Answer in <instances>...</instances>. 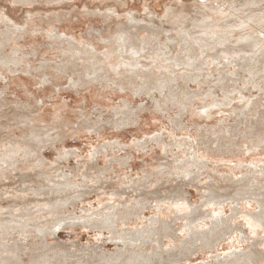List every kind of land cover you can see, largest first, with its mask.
I'll use <instances>...</instances> for the list:
<instances>
[{"label":"rangeland","instance_id":"obj_1","mask_svg":"<svg viewBox=\"0 0 264 264\" xmlns=\"http://www.w3.org/2000/svg\"><path fill=\"white\" fill-rule=\"evenodd\" d=\"M218 10L224 12L217 14ZM3 13L8 19L0 22V58L17 61L8 69L0 65V224L6 228L0 231V240L18 239V228L26 226L24 241L34 243L41 241L35 227L47 228L51 230L48 242L61 245L51 251L68 250V262L84 264L88 257L98 259L93 252L115 255L122 248L114 232L92 225L130 210L134 217L116 223L120 232L127 229L117 234L129 240L144 236L149 226L162 224L168 234L143 240L167 244L170 235L178 237L174 246L179 247L189 238L190 228V232L202 233L211 228V221L245 232L234 231L216 250L198 251L183 264H223L231 252L248 256L256 250L264 255V228L252 235L245 222L247 214L263 215L264 208L250 199L237 202L242 195L256 194L241 186L247 177L255 176L254 186L264 193V176L258 172L264 166V150L247 152L245 147L264 137V94L259 95L243 79L224 84L210 80L204 85L179 78L188 65L199 68L203 63L211 67L212 63L233 62L260 67L264 0H31L25 4L0 0V16ZM130 16L135 20L132 25ZM119 28L131 39H157L144 57L127 59V63L138 68L132 72L152 73L170 82L169 75H176L172 87L163 92L156 87L140 95L122 92L109 85L112 78L107 80V73L101 86L98 82L83 88L72 85L70 78L78 80L82 75L85 79L84 67L92 66L83 54L68 56L67 50L74 47L83 53L92 44L100 54L92 56L99 57L108 46L98 37L113 39ZM78 55L84 59L76 64L73 57ZM259 84H264V78ZM237 91L259 105L260 117L240 116L238 109L244 105L237 102ZM169 92L195 96L170 102ZM228 97L233 112L229 107H212L209 120L201 114L205 104ZM179 102L188 103L189 110L180 119ZM228 144L233 150L223 148L230 152L220 148ZM18 147L31 148L34 155L7 168L2 157ZM194 160L204 166H195ZM188 168L193 173L185 175ZM65 180L70 182L62 184ZM210 197L220 203L204 204ZM193 209L197 214L190 218ZM189 219L194 222L188 228ZM140 246L148 254L159 243ZM262 258L254 263L264 264Z\"/></svg>","mask_w":264,"mask_h":264},{"label":"bare ground","instance_id":"obj_2","mask_svg":"<svg viewBox=\"0 0 264 264\" xmlns=\"http://www.w3.org/2000/svg\"><path fill=\"white\" fill-rule=\"evenodd\" d=\"M30 1L31 0H16L17 3H24V4L28 3ZM59 1H61V0H59ZM222 12H224V10H222V11L218 10L217 14H220V13L222 14ZM112 13L114 14L115 12H112ZM3 18L8 19V17L4 13L2 16H0V22L2 21ZM55 19H57V18H55ZM128 19L131 23L130 25L135 23V20L132 16H130ZM54 31H55V35L53 38L57 37V34H58V32L55 29H54ZM91 35H93V33ZM63 36L66 37L67 35L64 34ZM71 38L73 40L75 39V37H73V36H71ZM98 38H99V40H101L104 43V45L108 46V48L104 47V51L101 54V56H99V57L98 56L97 57L92 56L94 54L100 55V54L96 53L95 46L92 44L89 46L86 45L83 53H81L80 50H78V48L76 49L73 46H72L73 48L71 50H67V52L69 53L68 56H72L71 55L72 52H77L78 54H83L85 56L84 58H87V60H90L89 65L92 66V67H90L91 70H89L90 68L84 67L85 71L87 70V75L85 77L86 81H84L85 79H84V77L82 78L81 74H80L81 76H80V78H78V80H74L73 78H70L71 83L74 87H77V88L82 87L83 88V86H87V85L89 86V84H91L93 82H96V83L98 82V84H99L100 80H102V76L105 73L108 74V75H106L107 80L109 78H112V80H108L111 82L109 84L110 86H111V84H114L118 87L117 89H119L120 91H122V92L130 91L136 95L145 94V93L148 94L149 91L156 89V87L160 88V91L163 92V90H165L166 87H167V89L172 87L171 85L175 83L174 81L177 82V76L176 75H169L170 79L172 80L170 82L167 78H164V77L159 78L156 76H152V73L132 72V71L138 70V68H134V66H132L130 63H127V61H128L127 59L139 58L142 55L144 57V51L146 53L147 50L149 49V47L151 46V44L156 43V42H154V41H157V39L155 37H153V38L147 37V38H143V39H131L128 36L126 30H124L122 28L118 31V33H116L114 35L113 39L109 38V39L105 40L102 36H99ZM135 40H137V41H135ZM69 42H71V41H69ZM67 44H69V43H67ZM261 47H262V44H258V48H261ZM62 51H66V50H62ZM97 51H99V50H97ZM250 55L252 56L251 53H250ZM233 56H234V58H236L235 54H233ZM84 58L81 55H78L77 57H73V60L76 61V64H77V61L81 60V62H82ZM0 59H1L0 60L1 67L3 66V67L8 69L9 65H15L16 66V61H17L16 58L1 57ZM225 60H226V58H225ZM261 60H263V64H260V67H253V66H248L246 64L233 63V62L212 63L211 67H210V65H207L208 63H206V64L203 63L199 66V68H194V67L191 68V66L188 65L186 67V71L179 78L183 82H190V83H194V84H204V85L209 83L210 80H213V82L216 80V82L218 81L219 83L222 82L221 84H224L225 82L227 83L228 80H231V82L232 81L236 82L238 80L241 81L243 79L245 84L251 85L252 90L254 88V90H256L257 93H259V95H260L261 93L264 94V84H259V82H261L262 79L264 78V68H262V66H264V50H262ZM222 62H224V60H222ZM247 62L250 63V61H247ZM76 64L73 65V67H77ZM67 65H69V64H67ZM80 66L82 68V66H84V65L81 64ZM86 66H88V65H86ZM129 66H131V68H132L130 71L127 69V67H129ZM206 70H209L210 72L208 74L204 73ZM65 72H66V70H65ZM160 72H162V70H160ZM160 72L156 71V73H158V74H160ZM78 76H79V74H78ZM246 76H248V77H246ZM43 77L49 78L45 74ZM214 77H216V78H214ZM114 78H116V79H114ZM113 80H114V83H113ZM137 81H139L142 84L145 83L146 86L140 85L139 82L137 83ZM155 81H157L156 86H154ZM44 82H46V81H44ZM228 83H229V81H228ZM100 84H99V86H101ZM126 84H133V85H135V88H128V87H126ZM74 89H76V88H74ZM236 93L239 95V97L237 95V98H238L237 102L244 105L243 109H238L240 116L244 117L245 119L247 118V116L260 117V113L258 111L259 105L256 102H254L252 99L247 98L244 95H242V93H239L238 91ZM193 96H195V95L190 94V93H183V92H179V93L169 92V94L167 95L168 100L170 102H172L174 99L177 100L180 97L183 99H187V98H191ZM228 98L227 99L224 98V99H226L224 101H215L214 100V102L212 104H209V105L205 104L203 106L204 109H203L201 114L204 115L209 120V117H212V116H210L212 107H221V108L229 107L232 109V112H233V109H235L232 106L233 101H230V97H228ZM255 98H257V97H255ZM232 99H235V98H231V100ZM128 104H129V102H128ZM187 104L179 102V105H180L179 108H181V110H180L181 113L178 112L179 119L184 116L183 114H186L189 111ZM158 107L159 106L157 105V108ZM229 108H228V110H229ZM132 109H134V108H132ZM189 109H190V107H189ZM161 110H163V109L161 108ZM165 111H167V110H165ZM220 112H218V113H220ZM187 114H189V113H187ZM181 115H183V116H181ZM134 120H136V119H134ZM27 121L28 120H26L25 123ZM177 123H179V121ZM249 130H250L249 132L253 131L252 128H250ZM224 133H226V132H224ZM225 146H229L231 148L233 147L231 144H228V145L220 146V148H223V147L225 149L228 148ZM235 146H237V145H235ZM245 147H246L247 152L258 151V150H260V152H261V150H264V137L259 138L256 144H253V145L251 144L250 147L249 146H245ZM30 149H21L19 147L13 148V150H11L10 153H8L2 157L3 158L2 163L4 165H7L6 166L7 168H8V165L15 167V166H18L19 164H21L22 162L25 163L26 157H29L32 154L34 155V152L32 151V149L31 150ZM231 150H233V148ZM237 150H239V149H237ZM20 151L22 152V155H21L22 157L20 156V154H21ZM225 151L230 152L228 150H225ZM244 151H245V149H244ZM239 152H240V150L238 151V153ZM245 154H246V152H245ZM19 159L22 160V162L18 161ZM194 164H196L195 166H199V165L204 166L202 164V162L197 163L196 160H194ZM40 165H41V162L39 164H37V166H40ZM43 165H44V163H43ZM190 166H192V165H190ZM104 171H106V170H104ZM192 171H193L192 168H188L187 170H185V175L193 173ZM258 172L260 173L261 176H264V166L262 168H260V170ZM254 180H257L255 176L247 177L244 180L242 179L241 181H243L242 182L243 184L241 186H244L243 187L244 190L247 189L248 191H254L257 194V196H256V194H254V196H252V194H250V196L249 195H242V197L237 198V202L243 201L244 199L248 201V199H250V200L254 201L255 204H257V206H259L260 208L263 209L264 208L263 207L264 193H260L261 191H259V188L258 187L256 188L254 186V184H253ZM131 181H132V179H131ZM69 182H70L69 180H65L64 182H62V184H67ZM60 184H61V182L56 183V185H60ZM238 186H239V184H238ZM261 189H264V186H262ZM238 191H240L239 193L243 192V190H238ZM210 196H212V195H210ZM179 201H183V200H179ZM212 202H215V205H217V203H220V202H216L214 200L212 201V198H211L210 200H208L204 204H210ZM243 204H244V202H243ZM138 205H140V204H137V206H135L133 208H137ZM186 205L189 207V204H187V201H186ZM240 206L242 207V205H240ZM133 208L131 210H133ZM190 212H191L190 218H193L192 214H197L195 209H193ZM213 213H214V211H213ZM119 214L120 213L115 214L114 215L115 218L107 217L106 219H102V220L98 221L96 224H93L92 227L94 229L99 230V231L106 230L109 232H114V234H115L114 236H116V239H119V241H117V240L116 241L121 242V245L117 244V246L122 247V248L119 249L118 251H116L115 255H113L111 253L108 254L106 252H103V253L100 252L97 254L95 252H93V257L97 256L98 259L88 257V260L98 261L102 264H183L186 261H190V259H189L190 256L195 254L198 251L216 250L219 242H221L224 238L231 236L234 233V231H239V232L245 233L244 231H242V229L239 230L238 228H235V227L230 228L228 226H224L221 222L218 223V222L211 221V223H210V224H212V225H210L211 228H209L207 231H204L202 233L196 232L195 230L194 231L192 230L190 232V230H191V228H190L189 233H188L189 238L187 240L181 242L179 247L174 246V244L178 241V237H172L170 235L166 236V239L168 240L167 244H165L163 241L160 242L158 240H152V239H149V241L143 240V238H145V237L157 236V237L161 238L162 234L163 235L168 234L169 231H168V229L164 228V226H166L164 224H162V226L157 227V228H155L153 226H149L146 228V231L142 232L145 234L144 236H143V234H140L138 237L129 240L126 237L124 238L123 235L117 234L119 230L117 229L118 227H117L116 223L117 222L124 223V222L128 221V219L130 217H134V215L130 210L125 211L126 215H124V213H121L120 216H118ZM220 214L221 213H219V215ZM188 215L189 214L187 213L186 216H188ZM246 217L248 219L245 218L246 219L245 222H246V226H247L250 234H252V235L257 234V231L261 227L264 228V214L263 215L258 214V216H257V214L256 215L255 214H247ZM210 218H211V216H210ZM189 220H190L189 224L187 225L188 228L194 222L193 220L191 221V219H189ZM194 220H195V218H194ZM114 221H115V225L113 223ZM198 223H200V222H198ZM196 224H197V222H196ZM125 225H127V224H125ZM5 229L6 228H4V226L0 224V231H3ZM35 229H36V233L38 234V238L41 239V241H35L34 243L33 242L28 243L27 241H24L27 239L25 235L26 234L28 235V231H27L26 226L18 228V232H17V235L19 237V238L17 237L18 239H16V240L10 239V240H6V241L0 240V264H72L71 262H68V260H67L68 259L67 258L68 250H60V251H56V252L51 251L55 247H60L61 245H58V243H55V242H48L46 237L48 236V234H51L50 229L40 228V227L39 228L35 227ZM126 230L127 229H124L121 232L120 231L119 232L121 234H123L124 232H126ZM119 236L120 237L122 236L121 241H120ZM243 238H245V237H243ZM149 242L159 243V246L156 249L152 248L151 251L148 254H146V251L144 249L140 248L141 247L140 244L145 247V245H147ZM171 244L174 247L169 248L167 250L163 249L164 247L171 245ZM184 244H187V246H184ZM192 244H195V245H192ZM32 245H35V247L33 248ZM182 246H184V247H182ZM130 247H132V249H128ZM252 249H254V248H252ZM72 252H74V254H76V249ZM48 254H50V256ZM246 254H247L246 252H240L237 254H235L234 252L233 253L231 252L229 255L224 256L223 264H242V261H244L248 264H256V263H254V260L261 261L263 259L262 256H264V255H262V253H260L259 251H256V250H250V252H248V256H246ZM238 255H240V257H238ZM74 258H76V256H74ZM228 258H232V259H234V261L228 262ZM240 258H244V259L240 260ZM216 259L220 261V258L218 256H216ZM88 260L84 261V264H91V262ZM113 261H115V262H113ZM77 264H82V263L80 261ZM205 264H209V263H205ZM216 264H220V263L216 262Z\"/></svg>","mask_w":264,"mask_h":264}]
</instances>
